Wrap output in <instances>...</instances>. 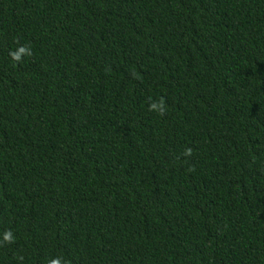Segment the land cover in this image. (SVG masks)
I'll return each instance as SVG.
<instances>
[{"label":"trees","instance_id":"trees-1","mask_svg":"<svg viewBox=\"0 0 264 264\" xmlns=\"http://www.w3.org/2000/svg\"><path fill=\"white\" fill-rule=\"evenodd\" d=\"M55 260L264 264V0H0V264Z\"/></svg>","mask_w":264,"mask_h":264},{"label":"clouds","instance_id":"clouds-1","mask_svg":"<svg viewBox=\"0 0 264 264\" xmlns=\"http://www.w3.org/2000/svg\"><path fill=\"white\" fill-rule=\"evenodd\" d=\"M24 51L25 50L23 48L20 49V52H24ZM15 59L19 60L20 59V56L19 55H15ZM155 107H156L155 104L151 105V108L152 109H154ZM185 154L190 156L191 155V149H188ZM4 238H5L6 241L11 242V240H12L11 233L10 232L9 233H6ZM52 264H60V262H59V260H55V261H52Z\"/></svg>","mask_w":264,"mask_h":264}]
</instances>
